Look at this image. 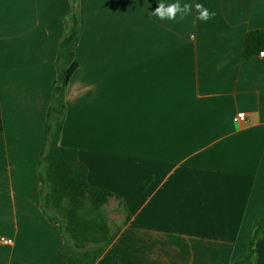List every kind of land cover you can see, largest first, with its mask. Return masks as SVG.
<instances>
[{
	"label": "crops",
	"instance_id": "1",
	"mask_svg": "<svg viewBox=\"0 0 264 264\" xmlns=\"http://www.w3.org/2000/svg\"><path fill=\"white\" fill-rule=\"evenodd\" d=\"M177 2L192 5L183 20L152 15ZM196 4L216 15L197 19ZM75 8L59 143L124 203L103 207L124 216L93 264L241 259L264 216V61L241 60L246 33L264 30V0H0V237L11 238L0 264H63L37 166ZM253 249L264 264V234Z\"/></svg>",
	"mask_w": 264,
	"mask_h": 264
},
{
	"label": "trees",
	"instance_id": "2",
	"mask_svg": "<svg viewBox=\"0 0 264 264\" xmlns=\"http://www.w3.org/2000/svg\"><path fill=\"white\" fill-rule=\"evenodd\" d=\"M78 24V14L73 10L67 21V29L57 45L55 80L46 111L43 150L37 166L42 211L50 222L59 226L63 239L59 254L63 264H93L121 229L120 226L109 225L103 207L111 198L118 200L124 207L120 196L91 186L87 181V168L78 160L76 150L59 143L66 114L65 90L78 68L74 55ZM263 49L264 30L247 32L241 60L257 57ZM150 180L143 179L141 188L144 189ZM128 218L126 213L125 221ZM263 234L264 216L258 220L244 256L222 264H255L253 246Z\"/></svg>",
	"mask_w": 264,
	"mask_h": 264
},
{
	"label": "clouds",
	"instance_id": "3",
	"mask_svg": "<svg viewBox=\"0 0 264 264\" xmlns=\"http://www.w3.org/2000/svg\"><path fill=\"white\" fill-rule=\"evenodd\" d=\"M196 12L198 13L197 19L202 21H207L213 18L216 14L215 12H211L209 9L205 8L201 4L195 5ZM192 13V5L184 4L181 6L178 2L175 4L168 5L165 7L163 4H159L152 11V15L157 16L160 20L168 19L175 20L177 15H179L180 19L183 20L186 16Z\"/></svg>",
	"mask_w": 264,
	"mask_h": 264
},
{
	"label": "rangeland",
	"instance_id": "4",
	"mask_svg": "<svg viewBox=\"0 0 264 264\" xmlns=\"http://www.w3.org/2000/svg\"><path fill=\"white\" fill-rule=\"evenodd\" d=\"M75 11H76V8H75ZM113 208H114V205H111V204L106 206L105 207V210H106L105 213H106L109 225L111 227H116L121 223L124 215H123V210H119L116 212L115 209H113ZM124 213L128 214V211H124Z\"/></svg>",
	"mask_w": 264,
	"mask_h": 264
},
{
	"label": "built area",
	"instance_id": "5",
	"mask_svg": "<svg viewBox=\"0 0 264 264\" xmlns=\"http://www.w3.org/2000/svg\"><path fill=\"white\" fill-rule=\"evenodd\" d=\"M257 57L259 59H261L262 61H264V49L260 50L258 52ZM245 113L244 112H237L234 117H233V121L234 122H240V121H244L245 120ZM0 243H4V244H10L11 243V238L10 237H0Z\"/></svg>",
	"mask_w": 264,
	"mask_h": 264
}]
</instances>
